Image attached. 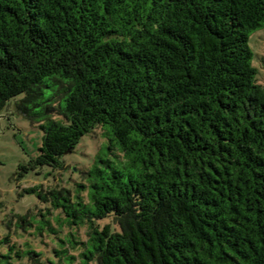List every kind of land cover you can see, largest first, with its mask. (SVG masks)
Wrapping results in <instances>:
<instances>
[{"label":"trees","instance_id":"16d2710c","mask_svg":"<svg viewBox=\"0 0 264 264\" xmlns=\"http://www.w3.org/2000/svg\"><path fill=\"white\" fill-rule=\"evenodd\" d=\"M262 28L264 0H0V110L23 95L42 131L20 175L107 137L70 187L25 190L85 230L57 257L264 264Z\"/></svg>","mask_w":264,"mask_h":264},{"label":"rangeland","instance_id":"374dc122","mask_svg":"<svg viewBox=\"0 0 264 264\" xmlns=\"http://www.w3.org/2000/svg\"><path fill=\"white\" fill-rule=\"evenodd\" d=\"M248 44L257 83L264 88V28L252 32ZM22 97L10 100L0 110V256H3L0 261L1 264H68L66 259L55 255L54 249L60 250L59 241L69 239V234L85 240L84 228L77 231L75 226L68 227L60 210L52 209L36 194H27L25 190L70 187L99 154H104L107 137L99 129L84 135L73 153L61 158L63 170L42 167L20 175L18 167L27 165L38 155L42 138L38 126L16 110ZM99 224L113 226L111 218ZM31 252L40 256H31ZM69 253L76 257L79 251ZM78 263L77 259L74 264Z\"/></svg>","mask_w":264,"mask_h":264}]
</instances>
